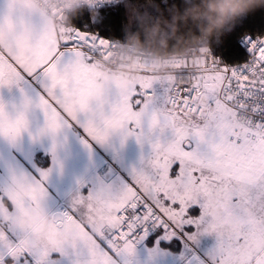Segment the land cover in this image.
Listing matches in <instances>:
<instances>
[{"label":"snow or ice","instance_id":"obj_1","mask_svg":"<svg viewBox=\"0 0 264 264\" xmlns=\"http://www.w3.org/2000/svg\"><path fill=\"white\" fill-rule=\"evenodd\" d=\"M245 39L250 56L242 65L200 50L161 77L145 64L134 84L105 94L93 82L106 79L100 68L112 66L117 42L74 27L24 25L12 0H3L0 87L43 74L41 134L55 135L84 113L92 140L120 132L151 151L131 183L78 192L71 212L47 209L48 172L40 179L13 175L0 190V264H129L149 224L165 238L183 225L214 234L207 264H264V36ZM156 84L163 89L159 106ZM29 104L13 114L0 100V136L15 141L28 129ZM193 206L198 217L188 215ZM42 209L48 224L34 238Z\"/></svg>","mask_w":264,"mask_h":264},{"label":"rangeland","instance_id":"obj_2","mask_svg":"<svg viewBox=\"0 0 264 264\" xmlns=\"http://www.w3.org/2000/svg\"><path fill=\"white\" fill-rule=\"evenodd\" d=\"M154 89L159 106L162 103L163 89L159 84L154 85ZM46 96L45 88L36 79L24 78L19 84L0 87V100L5 103L10 113L14 114L16 109L22 108L25 100L30 101L27 112L28 129L15 141L0 136V190L11 183L13 175L40 179L41 172H48L47 179L43 181L45 203L47 209L53 213L62 206L64 212H71L78 192L87 191L101 183L114 188L131 183L133 171L141 169L147 161L150 146L147 143L139 144L134 136L125 139L120 132L111 133L103 142L92 140L78 121L69 123L71 129L62 126L55 135L49 132L41 134L40 130L45 127L46 118L39 102L41 97ZM62 143L66 147L71 145L68 147L71 151L52 150V145ZM38 156H42L41 160L48 159L46 167L37 161ZM103 157L112 163L110 175L98 173ZM193 208L194 206L188 210V215L198 217L201 214L200 209L195 216L192 214V211L196 212ZM177 230L185 240L182 238L176 244L175 241H169L174 251H168V247L161 245L163 238H169L160 237L154 242L155 248L147 250L143 247L142 251L138 250L134 256L129 257V264H200L199 254L208 259L209 251L216 245L214 234L196 235L195 225H183ZM194 235L196 238L191 239Z\"/></svg>","mask_w":264,"mask_h":264},{"label":"clouds","instance_id":"obj_3","mask_svg":"<svg viewBox=\"0 0 264 264\" xmlns=\"http://www.w3.org/2000/svg\"><path fill=\"white\" fill-rule=\"evenodd\" d=\"M64 0H31V11L39 14L42 25L57 29L73 27L63 5ZM88 5L92 0H71ZM264 6V0H181L165 15L156 0H147L143 11L129 8V26L123 42H117L111 67L102 66L106 79L99 81L105 94L117 93L139 78L149 65L157 77L168 74L178 59L208 50L210 41L230 31L242 18ZM22 11L27 12L28 9ZM47 210L33 219L32 235L39 238L48 224ZM14 223L23 227L19 217Z\"/></svg>","mask_w":264,"mask_h":264},{"label":"trees","instance_id":"obj_4","mask_svg":"<svg viewBox=\"0 0 264 264\" xmlns=\"http://www.w3.org/2000/svg\"><path fill=\"white\" fill-rule=\"evenodd\" d=\"M156 3L167 15L166 10L172 5L179 6L181 0H156ZM146 4L147 0H124L114 6L96 10L80 7L66 12L74 28L99 34L111 42H123L129 26V8L134 6L137 11H143ZM246 34L249 37L264 36V6L242 18L230 31L220 37L212 38L209 47L212 53L227 65H241L249 58L240 44ZM41 158L42 156H38L37 161L46 167L49 163L48 159L41 160ZM193 209L196 212L192 211V214L196 216L199 208L194 206Z\"/></svg>","mask_w":264,"mask_h":264},{"label":"crops","instance_id":"obj_5","mask_svg":"<svg viewBox=\"0 0 264 264\" xmlns=\"http://www.w3.org/2000/svg\"><path fill=\"white\" fill-rule=\"evenodd\" d=\"M2 3H3V0H0V5H2ZM23 9H28V11L27 12L22 11ZM12 11L20 18L21 22L24 25H32V24L35 23V24H37L39 26H46V25H42L40 15L39 14H36V13H34V12L31 11V3H29V2H27L25 0H12ZM25 78L26 79H36L38 82L42 83V85H43V87L45 89H46V85L48 84L47 79L43 76L42 73H38V74H36L34 76L25 77ZM93 84H94V86H96L98 88L100 87L99 81H94ZM87 119H88V116L86 114L80 113L78 115V119L76 121H78L83 126L84 124H86ZM70 122L71 121H69L67 124H65L63 126L65 128L71 129L70 128V124H69ZM52 146L54 147V149H52V150H54L55 152H66V151L70 152L71 151V148H68V147L71 146L69 144L67 145L68 147H66V145H64V143L58 144V145L57 144H54ZM44 152H47V151H44ZM56 210L59 211V212H64L63 206L60 207L59 209H55L53 211V213L56 212ZM160 232L161 233H164V234L163 235H160L161 234ZM160 232H159L160 234L158 233L159 235L156 233V234H154V235L149 236L148 238H146L145 241L140 246H138L137 248H135L134 255H135V253H137L138 250L142 251V248L143 247H144V249H147V248H155V244H154L155 240L157 238H160V237L163 238V237H165L167 235V233L165 232L164 229L160 230ZM177 237L178 236H176V234H175V235L171 236L169 238V240H165L163 238V241H161V245L165 246L166 248L168 247V249H167L168 251H174L170 247L171 246L170 243H172V242L175 241L174 243L176 244V243H178L180 241V239H182V238H179V237L177 238ZM169 241H170V243H169Z\"/></svg>","mask_w":264,"mask_h":264},{"label":"built area","instance_id":"obj_6","mask_svg":"<svg viewBox=\"0 0 264 264\" xmlns=\"http://www.w3.org/2000/svg\"><path fill=\"white\" fill-rule=\"evenodd\" d=\"M25 1L31 3V0H25ZM123 1L124 0H92V2L90 4L80 6V5H76V4L72 3L71 0H64L62 6L64 7V9L66 11L72 10V9H76V8H80V7H85L87 9L96 10V9H100V8H103V7L114 6V5L119 4V3L123 2ZM76 29H78L80 31H83V32H88V31H85L83 29H79V28H76ZM92 34H94L97 37V40H100V39L108 40V39H106L105 37H103V36H101L99 34H96V33H92ZM108 41H110V40H108ZM240 44L243 47V49L246 50V52L248 53V57H249L250 56V52H249L248 43H247L245 37L240 41ZM208 51L210 52L212 57H214V58L218 59L219 61H221L222 64L227 65L223 60H221L220 58H218L217 56H215L212 53L210 47L208 48ZM110 167H112V163L110 162V160L108 158H106V157H103L102 158V162H101V167L98 168V173L103 174V175H110L111 174ZM162 229L163 228H161L159 226H152L151 224H149L148 228H147V235L144 236V238L142 240H138V241L135 242V248L140 246L145 241L146 238H148L152 234H154V233H156V232H158L159 230H162ZM175 234H177L178 236H180L181 238H183L185 240L183 235L181 233H179L177 229H175ZM195 251H197V250H195ZM199 256H200L201 261H203L204 264H207V260L208 259L206 257H204L202 254H199Z\"/></svg>","mask_w":264,"mask_h":264},{"label":"water","instance_id":"obj_7","mask_svg":"<svg viewBox=\"0 0 264 264\" xmlns=\"http://www.w3.org/2000/svg\"><path fill=\"white\" fill-rule=\"evenodd\" d=\"M59 211H56V212H54V213H58Z\"/></svg>","mask_w":264,"mask_h":264}]
</instances>
